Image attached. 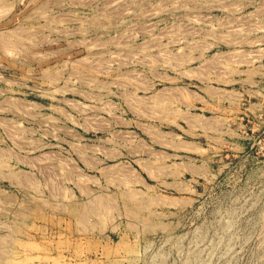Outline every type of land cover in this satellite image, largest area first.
<instances>
[{"label": "rangeland", "instance_id": "374dc122", "mask_svg": "<svg viewBox=\"0 0 264 264\" xmlns=\"http://www.w3.org/2000/svg\"><path fill=\"white\" fill-rule=\"evenodd\" d=\"M0 264H264V0H0Z\"/></svg>", "mask_w": 264, "mask_h": 264}]
</instances>
